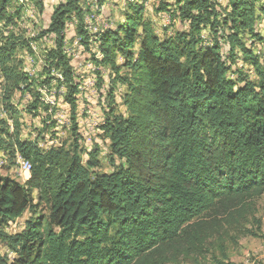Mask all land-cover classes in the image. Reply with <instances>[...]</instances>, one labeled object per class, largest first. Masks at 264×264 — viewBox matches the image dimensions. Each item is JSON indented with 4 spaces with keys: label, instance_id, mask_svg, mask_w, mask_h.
<instances>
[{
    "label": "trees",
    "instance_id": "16d2710c",
    "mask_svg": "<svg viewBox=\"0 0 264 264\" xmlns=\"http://www.w3.org/2000/svg\"><path fill=\"white\" fill-rule=\"evenodd\" d=\"M23 1L0 0V156L12 174L0 175V237L14 253L0 255V264H204L212 237L264 195V62L254 52L264 43V0H175L171 17L188 28L163 38L143 17L149 0H118L128 8L123 23L97 29L85 0H60L38 36L21 43L6 28L18 22ZM37 4L42 14L44 3ZM72 28L76 51H92L96 68L109 73L100 127L110 141V173L101 171L102 147L86 163L81 157L83 81L73 46L64 53ZM25 47L36 58L43 51L38 77L23 70ZM240 61L248 72L236 67ZM56 85L58 97L65 88L74 145L43 150L39 143L55 137L56 126L43 92ZM121 89L125 112L117 115ZM18 94L33 98L26 107L33 119L45 111L35 140L22 138ZM17 155L30 165L24 183L14 173ZM29 211L22 232L5 233Z\"/></svg>",
    "mask_w": 264,
    "mask_h": 264
},
{
    "label": "rangeland",
    "instance_id": "374dc122",
    "mask_svg": "<svg viewBox=\"0 0 264 264\" xmlns=\"http://www.w3.org/2000/svg\"><path fill=\"white\" fill-rule=\"evenodd\" d=\"M36 6V13L35 16L29 18L25 17V15L21 14L18 22L16 19L10 23L11 25L7 26V34L10 33L14 36L15 41H19L23 43L24 41L32 38L31 32L33 31H41L42 28L46 26V22L49 21V17L51 9L53 10L59 3V0H52L53 3L46 2V0H40L44 3V6L48 4L44 8L43 14H41V8L38 6L37 2L39 0H33ZM106 2V3H105ZM176 1L175 0H149V2L145 5L144 9V19L145 20H153L155 24L156 34L163 38L164 36L175 34L178 32H183L187 30L188 24L181 23L178 17L173 19L174 10H176ZM227 0H221L219 3L225 4ZM103 5H98L96 0H85L86 6L92 7V16L95 17L94 21L97 25L103 26L107 28L110 27L109 24H113L116 26L118 23H123L124 21V14L128 10L127 7L121 6L118 0H109L104 1ZM167 5L165 8L163 6ZM43 6V7H44ZM121 6V7H120ZM169 8L167 11L164 9ZM15 9L13 8L10 14H14ZM25 18H24V17ZM29 18V19H28ZM9 29V30H8ZM258 31L264 36V20L258 21ZM73 32V37L76 36V30L72 28L69 30V34ZM72 37V36H71ZM70 35H68L69 41ZM45 38L38 39L39 45L43 51H45ZM72 43V42H71ZM47 44L50 43L47 41ZM260 45V43H258ZM26 45V44H25ZM54 44H50L49 46L52 47ZM264 43H262V47L258 45L255 48V54L259 57V59L264 62ZM72 54L75 56L76 62H72L74 64L76 76L83 81V84L80 87V92L82 99L78 106V124L82 131H85V125L91 123V117L94 116L96 119L100 118L98 121H94L92 125V132L93 133H100L97 138H99V144L96 143L97 140L92 142L86 141L87 135L84 139L80 134V145H81V157L84 163H86L89 159L90 153L96 147L103 148L100 149L101 151V162L102 172H112L113 166L110 164V151L109 145L110 141L107 137L104 136V132L101 130V125L104 123V116L106 113L109 112L108 103H107V90L109 89V73L102 69L96 68L91 60L92 51H88L84 49V52L80 56L81 52L76 51L75 45H72ZM19 48H21L19 46ZM47 48V47H46ZM47 50V49H46ZM67 50L70 52V45ZM38 51V50H37ZM43 51L38 55V58L28 54L26 47L19 52V59L23 62V70L29 74L31 77H38V72H41L40 66L43 65ZM94 53V52H93ZM80 56V57H79ZM27 58L29 61H27ZM240 70L248 72V66L245 62L240 61L237 66ZM249 79L256 80V75L249 73ZM102 78V88H99V81ZM89 82L94 84L93 86H87ZM98 86V87H97ZM123 90L121 89L118 91L116 97V114L121 115L125 112V107L122 104V96ZM49 91V92H48ZM56 92V87H52L48 90L43 92V96L48 103V111L47 114L51 115L53 120L56 121V126L54 128L55 137L52 134H46L44 139L41 140L39 146L43 150H49L50 148H57L60 146L59 142H63L66 145L67 149H71L74 145L73 142V133H72V126L70 118H71V111L70 107L65 105L60 99L63 97V92H65V88H60L61 96L58 97V93H54V98L50 97V95ZM0 93V98H1ZM30 99L29 101L33 102V98L30 95H27ZM28 98H23L16 96L14 102L20 103L18 104L19 110H25L27 105L30 103L28 102ZM55 100H59V104L61 108H55ZM61 101V102H60ZM1 108V102H0ZM108 110V111H107ZM107 111V112H106ZM41 114H45L43 109H39ZM43 115L40 117L33 119L29 113L26 112L25 116L22 121H25L27 125L26 128H29V131L33 134L31 135L32 140L36 138V132L33 130L37 129V131L43 128L42 119L44 118ZM108 114H106L107 116ZM10 124H12L10 122ZM24 124V125H25ZM79 129V128H78ZM80 130V132H81ZM29 131L22 133L23 137L28 136ZM83 134V133H82ZM45 141V142H44ZM96 141V142H95ZM50 145H52L50 147ZM18 160V155L16 156V163ZM22 163V162H21ZM19 163V173L22 174H15L16 178L21 182H26L30 178H25L24 175H28L27 172L23 171V164ZM5 162L2 160V156H0V175L7 176L11 175V166L9 163L4 167ZM30 174V173H29ZM27 179V180H26ZM26 180V181H25ZM43 216H48V211L46 208H41ZM32 212H27L22 218L16 220L12 223V226L6 228L5 233L9 235H16L25 228L26 223L29 221ZM245 218L240 219L238 223L231 222L225 223L222 229L219 230V234H215L212 237L210 243L208 244L209 253L205 257V260L202 259L204 264H217L218 262H224L225 264H264V195L259 199H254L250 203H248L246 210L244 211ZM221 218V217H219ZM218 218V219H219ZM222 221L224 222L227 218L225 216L222 217ZM203 219L206 221H212L213 216L207 215L204 216ZM209 225L212 222H208ZM256 234V235H252ZM8 246L5 243L4 239L0 237V255L7 254L9 258L14 257V253L11 256V252L7 251ZM176 264H193V262L189 259L182 260L180 263Z\"/></svg>",
    "mask_w": 264,
    "mask_h": 264
},
{
    "label": "built area",
    "instance_id": "2783aa9c",
    "mask_svg": "<svg viewBox=\"0 0 264 264\" xmlns=\"http://www.w3.org/2000/svg\"><path fill=\"white\" fill-rule=\"evenodd\" d=\"M218 3L221 1V0H216ZM46 2H48V4L49 3H53L52 2V0H46ZM94 18L95 17H86V19H89V20H92V27H90V29H97V23L94 21ZM75 25V22L73 23V25L72 26H74ZM42 29H44V28H42ZM48 41H52V39H48ZM75 44V40L71 43L70 41H68L66 44H65V55L66 56H68L67 55V48H69V45H74ZM83 52H84V47H83ZM82 55V53L80 54V56ZM79 56V57H80ZM45 61H46V59H44ZM78 60V59H77ZM76 60V61H77ZM27 61H29V59L27 58ZM76 61H72V62H76ZM87 86H93L94 87V84L92 83V82H89L88 84H87ZM61 88H64V87H61ZM57 89H58V86L56 85V92H53V94L52 95H50V97H52V98H54V93H57L58 91H57ZM59 92H60V90H59ZM82 96H83V94H82ZM25 98H28L27 96L25 97ZM28 102H31V101H29V98H28ZM61 102V101H60ZM54 107L55 108H61V106H60V104H59V100H55V105H54ZM100 118H95L94 116H92L91 117V123H89L88 125H85V131H82L81 130V126L79 127L78 126V128H79V133L82 135V137H84V139H85V137H86V135H87V138H86V141H88L89 143L90 142H92L93 141V139L94 140H97V142L96 143H100L99 142V138H97V136H99V134L100 133H93L92 132V125H93V123H94V121H98ZM79 125V124H78ZM80 130H81V132H80ZM83 133V134H82ZM52 145H50V147H51ZM102 148H103V145H102ZM24 159L22 158V156H20V155H18V160H17V166H16V168H15V170H14V173L15 174H21V173H19V163L21 162V161H23ZM13 225V224H12ZM11 225V226H12ZM13 255V253L11 252V256Z\"/></svg>",
    "mask_w": 264,
    "mask_h": 264
},
{
    "label": "bare ground",
    "instance_id": "6f19581e",
    "mask_svg": "<svg viewBox=\"0 0 264 264\" xmlns=\"http://www.w3.org/2000/svg\"><path fill=\"white\" fill-rule=\"evenodd\" d=\"M60 1V0H59ZM19 6L21 7V9H22V14L23 15H25V17H29V18H31V17H33V16H35V13H36V11H37V9H36V6H35V3L32 1V0H24L23 2H21L20 4H19ZM24 17V16H23ZM24 17V18H25ZM28 18V19H29ZM9 30V29H8ZM38 34H39V31H33V32H31V36L32 37H37L38 36ZM205 39V38H204ZM51 45L53 44V40L52 41H48ZM49 44V45H50ZM32 49L34 50V51H37V50H39V47H38V44L37 43H34V44H32ZM22 162V163H21ZM20 163L21 164H23V171L24 172H27L28 173V175L27 176H29V173H30V165L28 164V163H26V162H23V161H21ZM22 174V173H21ZM26 178V175H24V179ZM27 180V179H26ZM25 180V181H26Z\"/></svg>",
    "mask_w": 264,
    "mask_h": 264
},
{
    "label": "crops",
    "instance_id": "0c3cea01",
    "mask_svg": "<svg viewBox=\"0 0 264 264\" xmlns=\"http://www.w3.org/2000/svg\"><path fill=\"white\" fill-rule=\"evenodd\" d=\"M46 6H48V4L47 5H45L44 6V8L46 7ZM48 7H50V6H48ZM51 11H53L52 9L49 11V12H51ZM44 12V11H43ZM43 14V13H42ZM70 36H73V32H71V35ZM18 104H20V103H18ZM18 104L16 103V106H17V108H18V110H19V107H18ZM20 112H21V116H22V118H23V116H25V114H26V109L23 111V110H19ZM26 111V112H25ZM23 119H21V123H22V133H24V132H26V131H29V128H26V124H25V121H22ZM25 124V125H24ZM12 130V129H11ZM34 131V130H33ZM27 133V132H26ZM32 135L33 133L32 132H30L29 131V134H27L28 136H26V137H23L22 136V138L24 139V138H28V137H30L29 135ZM30 178V174H29V176H26V178ZM21 182V181H20ZM22 183H24V182H22Z\"/></svg>",
    "mask_w": 264,
    "mask_h": 264
}]
</instances>
